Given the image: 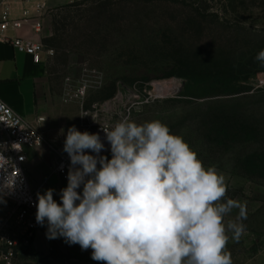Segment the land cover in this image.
Returning a JSON list of instances; mask_svg holds the SVG:
<instances>
[{
  "label": "rangeland",
  "instance_id": "obj_1",
  "mask_svg": "<svg viewBox=\"0 0 264 264\" xmlns=\"http://www.w3.org/2000/svg\"><path fill=\"white\" fill-rule=\"evenodd\" d=\"M42 30L43 62L62 114L76 119L78 130L124 118L166 124L206 168L224 175L221 202L246 206V234L225 248L233 264H264V180L245 165L261 147L222 145L214 129L218 117L232 123L264 116V70L224 94L184 77L195 56H254L264 46V0H93L54 11ZM68 79L85 88L77 100L68 96ZM162 86L170 91L162 93Z\"/></svg>",
  "mask_w": 264,
  "mask_h": 264
},
{
  "label": "clouds",
  "instance_id": "obj_2",
  "mask_svg": "<svg viewBox=\"0 0 264 264\" xmlns=\"http://www.w3.org/2000/svg\"><path fill=\"white\" fill-rule=\"evenodd\" d=\"M255 59L264 67V50ZM102 130L110 159L101 155L105 144L98 133L67 129L63 152L70 164L60 202L55 189L36 193L35 220L47 225L46 237L90 248L91 258L105 264H233L225 248L230 238L239 242L246 234L247 209L232 199L221 202L224 175L206 168L159 120L124 118ZM5 150L0 145V203L22 180ZM233 209L239 210L236 220L225 224Z\"/></svg>",
  "mask_w": 264,
  "mask_h": 264
},
{
  "label": "crops",
  "instance_id": "obj_3",
  "mask_svg": "<svg viewBox=\"0 0 264 264\" xmlns=\"http://www.w3.org/2000/svg\"><path fill=\"white\" fill-rule=\"evenodd\" d=\"M85 1L87 0H0V21L22 19L27 12L30 20L24 27L17 31L9 29L6 35L10 38L42 42L43 30L37 32L33 29L34 22L40 21L44 26L54 11ZM0 100L22 116L29 126L44 134L47 142L45 146L38 149L25 148L26 172L32 189L40 188L41 194L49 188L55 189L53 198L58 201L60 190L67 186V182L54 172L57 158L55 152H63L67 129L76 126L77 122L76 119L62 114L63 108L52 93L44 62L37 64L11 44L0 42ZM40 119L43 121L40 122ZM101 155L110 159L111 151ZM78 191L82 192V187ZM6 209L7 205L0 203V218ZM45 231L46 227L43 226L37 232L30 249V257L20 262L105 264L91 258L92 249L82 250L78 244L65 243L62 237L50 240L45 236Z\"/></svg>",
  "mask_w": 264,
  "mask_h": 264
},
{
  "label": "built area",
  "instance_id": "obj_4",
  "mask_svg": "<svg viewBox=\"0 0 264 264\" xmlns=\"http://www.w3.org/2000/svg\"><path fill=\"white\" fill-rule=\"evenodd\" d=\"M30 20L28 13H24V17L19 20H2L0 21V42L11 44L19 52H22L32 58L39 64L43 62L44 48L41 42H31L21 38H10L6 35L9 29L21 30L25 23ZM33 29L37 32L42 30V23L36 21L33 23ZM69 86L68 96L77 100L84 95L85 88L80 83L77 88L72 87L71 81L67 80ZM40 122L43 119L39 120ZM108 124H91L84 126L79 131L90 132L91 128H95L94 133H98L101 141L105 144V149L101 154L110 151V144L106 140L102 127ZM102 126V127H101ZM46 139L42 132L29 126L19 114L5 102L0 100V145H6L7 150L3 152L5 157L11 158L16 168L19 169L22 180L17 181L16 188L13 192L4 196L7 209L5 214L0 218V264H16L17 262L26 260L30 257V249L33 240L39 230L43 226L36 223L35 214L37 202L36 193L41 189H32L28 180L26 165L27 157L25 148L38 149L46 145ZM55 152V151H54ZM57 154L54 172L67 182L68 166L70 164L69 157L65 152H55ZM5 163L0 158V164ZM63 165V170L61 166ZM8 173L12 172L11 168L7 169ZM3 170H0V183L3 182ZM60 202V199L57 201ZM46 231L47 225L45 224ZM45 231V236H46Z\"/></svg>",
  "mask_w": 264,
  "mask_h": 264
},
{
  "label": "trees",
  "instance_id": "obj_5",
  "mask_svg": "<svg viewBox=\"0 0 264 264\" xmlns=\"http://www.w3.org/2000/svg\"><path fill=\"white\" fill-rule=\"evenodd\" d=\"M89 1L93 0L85 2ZM261 50H264V46L259 48L248 61H244L238 54L231 58L215 59L195 56L187 61L188 64L185 62L187 67L184 71V77L196 84L211 85V87L218 89L219 93L224 94L223 91H228L231 85L240 83L242 77H247L256 70H264L260 62L255 59ZM233 90L238 91L236 88H232ZM214 124H216L214 127L216 131L215 140L222 145L228 143L237 146L253 144L261 147V152L249 157L245 165L251 177L264 180V116L261 119L249 118L247 122L236 118L232 123H229L227 118L218 117Z\"/></svg>",
  "mask_w": 264,
  "mask_h": 264
},
{
  "label": "bare ground",
  "instance_id": "obj_6",
  "mask_svg": "<svg viewBox=\"0 0 264 264\" xmlns=\"http://www.w3.org/2000/svg\"><path fill=\"white\" fill-rule=\"evenodd\" d=\"M162 90H163V92L162 93H164V94H166L165 92H168V91H170V89H166L164 86H162ZM177 92V91H176Z\"/></svg>",
  "mask_w": 264,
  "mask_h": 264
}]
</instances>
